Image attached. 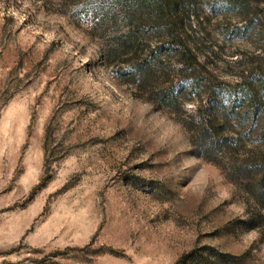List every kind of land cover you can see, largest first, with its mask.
I'll return each instance as SVG.
<instances>
[{
  "label": "rangeland",
  "instance_id": "rangeland-1",
  "mask_svg": "<svg viewBox=\"0 0 264 264\" xmlns=\"http://www.w3.org/2000/svg\"><path fill=\"white\" fill-rule=\"evenodd\" d=\"M102 17L0 0V264H264L256 172L231 175L264 165V0H190L183 70L159 25L106 58L128 27ZM145 58L152 87L131 76Z\"/></svg>",
  "mask_w": 264,
  "mask_h": 264
},
{
  "label": "trees",
  "instance_id": "trees-1",
  "mask_svg": "<svg viewBox=\"0 0 264 264\" xmlns=\"http://www.w3.org/2000/svg\"><path fill=\"white\" fill-rule=\"evenodd\" d=\"M190 0H102L103 17L99 24L111 23L117 25L122 23L128 27V31L120 36L115 37V45L107 49L105 56H118L122 58L126 55H131L132 52H137L136 40L138 35L146 30L149 24L159 25L165 35V44L174 50L180 60L183 62L181 69L189 68L193 63H196V57L192 54L191 49L183 40V33L180 32L185 19L186 4ZM146 28V29H145ZM133 55V54H132ZM152 58V57H151ZM150 58L142 59L134 64L131 76L142 83V86L151 85L155 76L152 73ZM154 88V87H153ZM246 92V89H243ZM174 92H163L161 99L166 105H174L177 102L178 95ZM195 123V122H194ZM196 134L199 140L198 155L209 156L212 149L218 143H213L212 139V121L205 120L196 127ZM256 172L254 181L247 180L244 187L247 192L254 198L259 210L252 213L251 218L247 221L250 228H259L264 224V165L259 169L250 167H238L237 171L232 172V176H245ZM236 174V175H235Z\"/></svg>",
  "mask_w": 264,
  "mask_h": 264
}]
</instances>
